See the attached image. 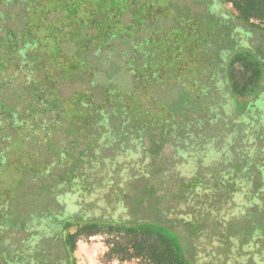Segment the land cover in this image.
I'll list each match as a JSON object with an SVG mask.
<instances>
[{
	"label": "rangeland",
	"instance_id": "1",
	"mask_svg": "<svg viewBox=\"0 0 264 264\" xmlns=\"http://www.w3.org/2000/svg\"><path fill=\"white\" fill-rule=\"evenodd\" d=\"M208 1L24 0L11 6L12 22L0 21V142L12 133L4 143L6 170L0 169V251L8 264L11 253L13 264H35L38 251L45 264H156L122 232L82 235L71 250L57 234L64 238L61 228L69 218L143 220L160 210L163 234L187 244V254L171 249L180 264H196L191 255L197 264H264V191L257 192L264 187V63L261 80L246 93L251 103L235 112L244 108L235 94L234 102L229 97L224 80L231 75L223 68L235 48H252L258 36L240 27L230 35L226 24L211 20L209 30L201 28L207 21L201 10L220 21L236 15L222 0ZM26 44L33 45L28 59L37 77L19 87V80L32 79L30 73L13 80L3 73L14 68L9 56ZM249 56L258 59L255 51ZM231 69L237 81L249 74L239 64ZM71 74L82 80L70 83ZM101 114L127 118L119 126L129 140L146 137L140 143L148 158L144 170L145 157L132 144H107L110 135L100 139L101 131L117 130L113 117ZM79 169L77 180L88 188L57 186ZM138 170L150 186L143 196L134 188L145 182L127 178ZM196 174L202 177L183 188L180 181ZM190 187L199 190L191 195ZM129 193V203H136L133 216L122 210ZM176 214L200 220L199 233ZM227 222L239 224L237 230L254 237L256 247L236 252L234 244L223 243L228 257L222 262L216 232Z\"/></svg>",
	"mask_w": 264,
	"mask_h": 264
},
{
	"label": "trees",
	"instance_id": "2",
	"mask_svg": "<svg viewBox=\"0 0 264 264\" xmlns=\"http://www.w3.org/2000/svg\"><path fill=\"white\" fill-rule=\"evenodd\" d=\"M3 1V5H5L3 8L0 7V21L3 20L4 21V25L9 24V22H12L14 16H13V12H14V7H11L12 5L18 4L21 6L22 2H24V0H0V2ZM224 3H227L229 5H231V7L233 8L234 12L236 13L235 16H231L228 19H222L223 21L214 19V18H210L208 16V14H206L205 12H203L201 10L202 14H205L207 18V21L203 22L200 26L203 29H207L209 30L210 27L205 26V24L208 22V20H211V23L216 24L215 26L218 25H223L226 24V27L228 29V32L230 35H233V32L235 31L236 27H240L242 28L245 32H248L250 34H254L255 36H258V44L256 45H252V48L250 47H246V48H235L234 51L230 54V56L227 58V62L225 63L224 66V71L223 73H225L226 70H228L229 74L231 75L230 81L225 78L224 82L226 84V89L228 92L229 97L232 100V94H235L236 97L239 99V101L242 103V107L244 108L243 110H240V112H238V110L236 109V107H234V111L237 113H241L246 109V106L251 103V101L248 100V98H246V93L247 90L251 89L254 84H256V81H260V68H259V62H263L264 63V0H222ZM194 2L196 3V5L201 6L202 3H206V0H194ZM208 2H210L212 4L213 0H209ZM191 10V9H190ZM8 12V16H10L9 18H6V13ZM198 22H201V20H199ZM160 25L156 26L159 27ZM215 28V27H214ZM32 44H26L24 45V48L22 50H19L17 53H13L10 59L12 62H14V68L9 72V73H3L4 76L6 75H10V78L13 80L14 78H16L17 73H30L32 75V79H27L30 81H25V82H19L17 83V85L26 87L29 84L33 83L36 80V75L34 74L32 68L34 67V65L29 62L28 59V54L30 53V50L33 48ZM255 51L258 59L256 60V58H252V60H250V52L251 51ZM237 51V52H236ZM48 54V53H46ZM111 54V53H110ZM108 57H111V55H108ZM128 63V62H127ZM131 62H129L127 65L131 66L130 64ZM235 64H239L241 66H243V69L248 72V76H246L245 78H243L241 81H237L236 78V74L233 73L232 71V66H234ZM125 66L126 67V72L129 74V72L131 71V68ZM157 71H158V67H157ZM12 73V74H10ZM82 77H80L77 74H71L70 78H69V82L73 83L78 79H81ZM264 79V77H263ZM82 80V79H81ZM68 83V82H67ZM26 85V86H25ZM260 85V89L259 92L262 93L263 89H264V80L259 84ZM229 86L232 88L233 93H230L229 91ZM205 88V87H204ZM203 88V90L205 91V89ZM198 90V89H197ZM261 93L259 95H261ZM258 97V96H256ZM256 97H254L253 99H255ZM5 98V97H4ZM233 101V100H232ZM4 102V99H3ZM234 102V101H233ZM258 103V107H261V101L258 102L256 101L255 104ZM234 105V103H233ZM8 106V105H7ZM13 106V105H12ZM9 107V106H8ZM13 109L15 107H12ZM14 116L12 118L16 119L17 112H13ZM12 116V114H11ZM101 116L107 118L112 116L114 122H111V125H114V127L118 126L120 130L119 133H123V131H121L120 126L121 124H126L127 123V118H123L116 114V115H109V114H101ZM9 135H12V133H6V135L4 136V143H6L7 140L10 139ZM0 142V169L5 171V161L3 158L4 156V147L5 144ZM259 169V171L262 172V168L257 167ZM164 173H166V171H163V175L162 178H164ZM232 177V176H230ZM134 182L135 181H143L145 182V184H143L142 186H138L134 189L139 188V191L141 193V195L143 196L145 194L146 189H149L148 187H150L148 185V182L145 181L142 177H138V175H134L133 176ZM193 179V178H192ZM190 180H188L187 182H182L183 183V188L187 189L188 185H190ZM193 188V187H190ZM194 189V188H193ZM23 191L20 193V197H22ZM264 191V187L260 186L257 189V192H263ZM131 192H133V190H131ZM156 194V192H155ZM141 196V197H142ZM130 193L125 195V199H127L126 201L128 202L125 207L123 208V210L128 211L129 215L133 216L135 214V202H130ZM143 199V197H142ZM171 203V202H170ZM153 208V207H151ZM155 210V209H154ZM165 211L164 210H160L158 211V216L154 217V219L152 218H145L143 220L141 219H135L132 217H125L124 219H121L119 221L117 220H113L111 221V223H107V224H102L99 223L98 221L96 222H85L80 228H78V230H76L73 234L68 233L63 240V244L69 248V250L72 249L73 247V243H75V240L77 238H79L82 235H85L87 237L94 235L95 233L99 232L100 230H102L103 228L108 232V233H113V232H122L124 234V236H128V237H132V239H134L136 243V245L134 246V249L137 253H143L144 251H146V253H148L151 257V259L156 263V264H180L178 258L176 257L175 252H173V250L171 249H176L178 251H180V253L184 254L187 252H189L188 248H187V244H184L180 241L179 242L177 240H174L170 242V239L168 240V237H166L163 234L164 229V225L162 222V217H163V213ZM243 213V211H242ZM250 216V213H248V215L246 217H244L246 220L247 218ZM152 217V216H151ZM177 217H179L177 215ZM183 220H185V218H183ZM23 223V221H21ZM186 222H188V224H196V227L198 228V225L200 223V220L195 219V220H191L189 218V221L187 220ZM24 224V223H23ZM75 224V222H70L69 225H73ZM0 227H2L0 225ZM238 226H232V227H225L222 231L221 234L224 235V239L226 240V242H232L235 244V248L238 249H242V246L244 244L246 245H250L251 241L254 239L251 238V236H249L247 233H243L242 230H237ZM166 231V230H165ZM170 234V231H168ZM243 234V235H242ZM242 238V239H240ZM150 241L152 242L151 244ZM140 242V243H139ZM140 244H147V249L142 246H140ZM191 254V252H190ZM4 255L0 252V264H8L4 259H3ZM192 260L195 261V258L192 257ZM252 258V256H251ZM14 262L12 261L11 264H13ZM195 264V263H194Z\"/></svg>",
	"mask_w": 264,
	"mask_h": 264
},
{
	"label": "flooded vegetation",
	"instance_id": "3",
	"mask_svg": "<svg viewBox=\"0 0 264 264\" xmlns=\"http://www.w3.org/2000/svg\"><path fill=\"white\" fill-rule=\"evenodd\" d=\"M206 2H207V0H206ZM210 3V2H209ZM102 117V116H101ZM99 119V118H98ZM98 119H97V121H96V125H99V122H98ZM103 121L105 122V121H107V119L105 120V119H103ZM103 124V123H102ZM104 125V124H103ZM100 126V125H99ZM97 127V126H96ZM114 127V126H113ZM114 128H116L117 130H113V132L112 131H101L102 132V134H100V139H102L103 137H108V135H110L111 137H110V140L111 141H108L107 142V144H113V142L115 143V142H117L119 145H122V144H125V142L126 143H128V145H133L134 146V148H135V150H136V154H138V155H140L141 153L143 154V156L145 157V162H144V167H143V170H144V168L146 167V165H147V163H148V158H147V156L141 151V148H140V143H141V141H144L143 140V136L144 135H142L141 136V138H138V137H135V138H130V140H129V135H124L123 133H119V131L120 130H118L119 129V127L118 126H116V127H114ZM176 128V127H175ZM110 130H112V129H110ZM98 131H100V130H98ZM174 131V130H173ZM172 132H170V135H172L171 134ZM170 135H169V137H170ZM145 137V136H144ZM169 137H168V139H169ZM146 138V137H145ZM100 139H99V142H100ZM126 139H128L129 141H127ZM168 139H167V141H168ZM146 140V139H145ZM167 141H166V144H167ZM103 146H105V145H103ZM99 147L101 148L102 146L99 144ZM103 148V147H102ZM104 151V150H103ZM141 152V153H140ZM132 155H135V154H132ZM96 164V163H95ZM95 164H93V166L92 167H89L88 168V170L90 171L91 169H93V167H94V165ZM81 169V168H80ZM78 170L77 172H76V176H74L70 181H68V183H63L62 184V182L61 183H59L57 186L59 187V188H62L63 189V187L62 186H66V187H69V186H72V184H76V186H78V188H82V189H84V188H88V186H89V184H87V186H83L82 184H80L79 182H78V180H77V177H78V175L79 174H77L78 172H80V174L81 173H83V172H81V170ZM88 170H86L85 169V172L86 171H88ZM143 170H138V172L136 173V174H133L132 176H128L127 178L129 179V181H128V183H134V179H133V176L134 175H138V177H139V174L141 173V172H143ZM165 171V170H164ZM87 173V172H86ZM163 173V172H162ZM88 174V173H87ZM163 175V174H162ZM162 175H161V177H162ZM196 176H200V177H202V175H200V174H196V175H194L193 177H191L190 179H188V180H191L192 178H194V177H196ZM164 180V178H162V181ZM187 180V181H188ZM187 181H180V182H187ZM229 182V181H228ZM233 182H235V181H232V184H235L236 185V183H233ZM228 185H229V183H228ZM204 186H207L206 185V183L204 184ZM129 187H131V186H129ZM177 188V187H176ZM194 188V187H193ZM193 188H190L189 189V191H192L193 193L191 194V195H194V194H196V190L198 191L199 190V188H197L196 189V187L193 189ZM212 188V187H211ZM213 190H214V188H212ZM64 190V189H63ZM63 194H64V191H63ZM56 195H58V197L59 196H61L60 194H56ZM125 197V196H124ZM55 198H56V196H55ZM61 202H66V199L65 198H63V199H61L60 200ZM121 205H122V201H121ZM123 208L124 207H122V210H123ZM123 211H126V210H123ZM237 211H238V209H237ZM128 212V211H127ZM239 213V212H238ZM242 213V212H241ZM129 214V213H128ZM175 214V213H174ZM237 214V213H236ZM235 214V215H236ZM176 215H178V214H176ZM53 216L55 217V218H58L59 216H58V213L55 215V214H53ZM182 220H183V218H185V220H183L184 221V223L185 224H188V222H186L187 220L189 221V219L188 218H190V217H188L189 216V214H187L186 216H182V215H178ZM40 218H42V217H40ZM37 219H39V218H37ZM245 219V218H244ZM244 219H243V221H244ZM193 220H195V219H193ZM75 222V224H73V225H69L70 224V222ZM89 221H94V222H96L97 221V219L96 220H87V221H80V220H77L76 218H69V219H67L66 220V224H65V226L63 227V228H61V231L64 233V237L69 233V230H70V228H77L76 230H78V228H80L85 222H89ZM235 220H233L232 221V223L234 222ZM98 222L99 223H102V224H107V223H111V221H105V220H102V221H99L98 220ZM245 222V221H244ZM229 223L230 222H227L226 224H223V227L221 226L219 229H218V232H216V233H219V235H221V237L220 238H218L219 239V242H220V247H222V245H223V243H228V244H230V242H226V240L224 239L225 237H224V235H222L221 234V231L225 228V227H227L228 225H229ZM236 223V222H235ZM235 225H237V226H239V224H235ZM242 227V225H240V228ZM200 228H201V221H200V223H199V225H198V230H197V232L199 233V231H200ZM227 228H229V227H227ZM242 229V228H241ZM102 230H105L104 228L102 229ZM101 231V230H100ZM99 231V232H100ZM106 231V230H105ZM99 232H97V233H95L94 235H96V234H98ZM107 232V231H106ZM108 233V232H107ZM71 234V233H70ZM58 236L57 237H59V239H61V241H62V245H64L63 244V240H64V238L62 239L61 238V236H60V234H57ZM94 235H92V236H94ZM252 241H254V239L252 240ZM252 241H251V244L253 245V247H256V244L254 245L253 243H252ZM232 243V242H231ZM232 244H234V243H232ZM251 244L250 245H246V244H244L243 246H242V249H239V250H241V252H243L244 251V247H245V245L246 246H251ZM45 245L46 244H41V246L42 247H45ZM65 246V245H64ZM234 246H235V244H234ZM235 250H236V252H237V249L238 248H234ZM221 251H223L221 254H219L220 256V260H222V262H224V260H225V258L226 257H228V255L225 253V254H223L224 253V251H225V249H223V247H222V250ZM1 252V251H0ZM2 253V252H1ZM255 253H256V251H254L252 254H250L251 256H252V258L254 257V255H255ZM3 255H4V257H3V259L5 260V257H6V255L4 254V253H2ZM29 254H31V253H29ZM40 254H42V256L44 255V256H46L45 254H44V252H42V251H38V253H36V255L34 256L33 255V258H32V261L35 263V264H45V257L42 259V256L40 255ZM38 255L40 256L39 258H37L38 257ZM261 255V254H260ZM12 256V253H11V255H10V259H11V262H10V264L12 263V259H14L13 257H11ZM234 258L236 259L237 257H235L234 256ZM251 257H250V260L252 259ZM6 261V260H5ZM195 262H196V264H197V260L195 259ZM18 264H20V262L18 263ZM21 264H22V262H21ZM64 264H67V262L66 263H64Z\"/></svg>",
	"mask_w": 264,
	"mask_h": 264
}]
</instances>
